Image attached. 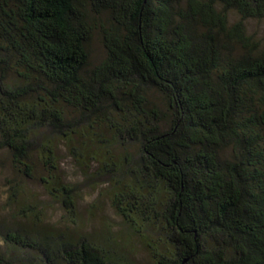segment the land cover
<instances>
[{
	"label": "trees",
	"instance_id": "obj_1",
	"mask_svg": "<svg viewBox=\"0 0 264 264\" xmlns=\"http://www.w3.org/2000/svg\"><path fill=\"white\" fill-rule=\"evenodd\" d=\"M249 20L264 0H0V152L17 175L0 264H132L110 237L42 226L25 180L77 228L63 149L107 178L152 264H264V46Z\"/></svg>",
	"mask_w": 264,
	"mask_h": 264
},
{
	"label": "rangeland",
	"instance_id": "obj_2",
	"mask_svg": "<svg viewBox=\"0 0 264 264\" xmlns=\"http://www.w3.org/2000/svg\"><path fill=\"white\" fill-rule=\"evenodd\" d=\"M231 21L238 19L234 13L230 14ZM248 33L254 35L264 46V21L249 20L246 22ZM88 49L93 63H98L105 55L99 32L93 34L88 44ZM153 100L161 101L157 94H152ZM230 150H226L228 155ZM61 166L64 177L72 181L78 189V204L76 226L70 222L67 214L60 204L50 198L37 181L25 180L24 185L31 195L41 205L44 214L43 227L61 228L69 226L73 231L80 234L100 237L105 242L109 237L113 240L107 242L110 246H116L119 255L125 257L132 264H152V260L145 246L144 238L135 233L122 218L115 212L109 196L110 185L107 178L80 169L76 163L67 156L63 149L61 151ZM16 178L14 170L5 151L0 152V229L17 222L14 219L12 206L8 203V187L6 181L9 178ZM20 178V177H19ZM106 242V243H107ZM105 243V244H106ZM4 244L0 239V250Z\"/></svg>",
	"mask_w": 264,
	"mask_h": 264
}]
</instances>
